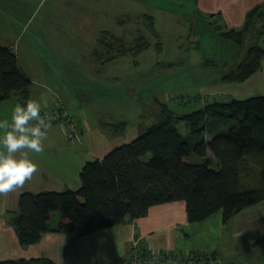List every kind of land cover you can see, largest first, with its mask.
<instances>
[{
    "label": "trees",
    "instance_id": "1",
    "mask_svg": "<svg viewBox=\"0 0 264 264\" xmlns=\"http://www.w3.org/2000/svg\"><path fill=\"white\" fill-rule=\"evenodd\" d=\"M216 15L208 16L215 33L238 49L244 48L220 81L242 83L260 69L264 59V2L248 10L238 28L221 25L214 19ZM147 19L153 32L152 20ZM246 41L251 43L244 47ZM97 42L98 48L90 55L102 65L125 55H138L148 46L143 35L128 44L108 30L100 32ZM156 45L161 44L158 41ZM31 86L32 78L19 67L13 46L0 44V102L16 98L23 105L32 99ZM54 110L67 113L77 125L79 137V123L61 104L42 108L41 115ZM179 121L185 122L186 135L179 131ZM66 122L60 118L51 125L62 123L65 129ZM118 125L124 127L125 122ZM193 154L200 158L198 163L191 160ZM79 179L76 190L19 195L17 210L7 212V220L21 246L37 243L47 232L84 236L135 220L146 215L150 207L173 201L185 203L190 223L204 221L218 211L227 223L243 209L264 202V96L211 101L180 116L160 104L156 123L102 158L87 161ZM55 213L59 219L52 224ZM183 253L218 258L203 251L174 254ZM0 264L54 263L45 258H23Z\"/></svg>",
    "mask_w": 264,
    "mask_h": 264
},
{
    "label": "rangeland",
    "instance_id": "2",
    "mask_svg": "<svg viewBox=\"0 0 264 264\" xmlns=\"http://www.w3.org/2000/svg\"><path fill=\"white\" fill-rule=\"evenodd\" d=\"M140 3L0 0V42L16 43L14 51L22 56L32 74L39 75L42 68L45 73L46 69L51 71L57 90L55 94L47 93V98L52 101L54 95L71 99V104L65 102L70 114L80 120L88 116L89 124L103 130L109 139L121 136L127 141L156 123L160 104H166L180 116L211 101L244 98L234 89L224 93L220 89L221 74L242 56L244 48L238 49V56L232 59L225 44L233 43L214 32L207 17L209 13L200 11L195 0H142ZM148 17L152 20L153 32L148 28ZM23 24L24 30L20 28ZM68 24H76L77 31ZM3 30L11 33L5 37ZM104 30L128 44L143 35L148 46L138 55L129 54L99 64L90 54L98 48L97 38ZM28 38L34 39L35 46L24 51L23 44ZM51 38L71 39L70 46L52 45ZM249 43L246 41L244 47ZM39 77L46 80L44 76ZM119 122H125V126L120 127ZM177 127L183 135L188 133L184 121H179ZM63 131L66 134L64 128ZM191 160L198 163L200 158L193 154ZM246 210L261 217L264 205ZM53 218L59 219L58 213ZM258 225H261L259 231L246 233V239L264 237V221ZM233 230L228 228L226 236ZM242 259L247 263V258Z\"/></svg>",
    "mask_w": 264,
    "mask_h": 264
},
{
    "label": "crops",
    "instance_id": "3",
    "mask_svg": "<svg viewBox=\"0 0 264 264\" xmlns=\"http://www.w3.org/2000/svg\"><path fill=\"white\" fill-rule=\"evenodd\" d=\"M128 1L142 4L140 3L142 0ZM261 2L264 0H195L200 11L209 13L208 16L218 14L214 19L228 28L240 27L246 12ZM68 25L74 32L77 31L76 24ZM25 27V24L20 25L22 30ZM2 33L6 37L11 31L3 30ZM28 39L23 44L26 45L24 51L32 50L35 46L34 39ZM51 40L53 41L51 44L57 46H70L71 42V39L66 38H51ZM0 44L16 45L13 41L5 44L0 42ZM227 45L225 44L234 59L238 48L234 44ZM15 53L19 67L32 78L31 98L38 100L42 108L61 104L70 117L79 123L82 131L77 140L70 141L64 134L63 124H52L47 139L44 141L43 152L32 154L39 167L38 173L25 184L23 189L7 196H0V261L45 258L54 264H128L135 248L134 242H137L138 247L144 253L145 251L173 253L203 251L215 254L227 264H264L263 235L256 239L245 238L246 233L253 230L259 231L261 225H258V222L264 221V213L263 216L258 217L257 213L246 212V209L252 206L235 214L227 223L223 222L220 211L204 221L190 223L187 220L185 203L173 201L154 205L149 208L146 215L135 220H126L113 227L94 231L84 236L47 232L37 243L21 246L14 228L7 220V212L17 210L18 197L21 193L78 189L80 170L87 161L102 158L111 149L133 140L144 130L142 129L141 133H137L127 141L121 136L109 139V135L103 130L89 124L88 116L80 120L70 114L65 102L70 103L71 99L53 95L52 101L49 100L46 94H55L57 90L53 85L52 72L45 68V73L42 68L39 75L32 74L22 56L20 57L18 52ZM39 76L41 78L44 76L46 80H40ZM220 85H222L220 89L223 93L234 89V92L244 96L240 99L264 96V59L261 61L260 69L246 81L242 83L221 82ZM220 89H217L218 93H222ZM16 104H20L16 98L0 102V119H10ZM263 203L260 204L264 205ZM57 222L58 218L52 217V224ZM228 228L234 230L226 236ZM242 257L247 258V263H243L245 260Z\"/></svg>",
    "mask_w": 264,
    "mask_h": 264
},
{
    "label": "clouds",
    "instance_id": "4",
    "mask_svg": "<svg viewBox=\"0 0 264 264\" xmlns=\"http://www.w3.org/2000/svg\"><path fill=\"white\" fill-rule=\"evenodd\" d=\"M36 99L16 104L10 119H0V196L23 189L39 171L32 154L44 150L53 117Z\"/></svg>",
    "mask_w": 264,
    "mask_h": 264
},
{
    "label": "built area",
    "instance_id": "5",
    "mask_svg": "<svg viewBox=\"0 0 264 264\" xmlns=\"http://www.w3.org/2000/svg\"><path fill=\"white\" fill-rule=\"evenodd\" d=\"M53 117V121H57L60 118L66 120L65 131L66 137L70 140L78 138L77 125L67 118V113L63 110L50 111ZM135 248L130 256L128 264H221L220 260L216 257H204L196 253H183L180 255L172 252H150L144 251L138 247L137 242H134Z\"/></svg>",
    "mask_w": 264,
    "mask_h": 264
}]
</instances>
